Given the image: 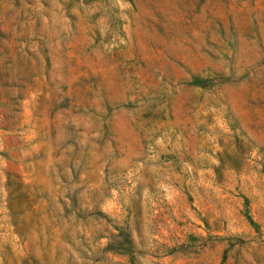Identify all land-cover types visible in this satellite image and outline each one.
I'll use <instances>...</instances> for the list:
<instances>
[{
    "label": "rangeland",
    "instance_id": "rangeland-1",
    "mask_svg": "<svg viewBox=\"0 0 264 264\" xmlns=\"http://www.w3.org/2000/svg\"><path fill=\"white\" fill-rule=\"evenodd\" d=\"M0 264H264V0H0Z\"/></svg>",
    "mask_w": 264,
    "mask_h": 264
}]
</instances>
